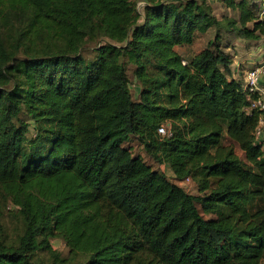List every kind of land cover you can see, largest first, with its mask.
<instances>
[{"label": "trees", "instance_id": "16d2710c", "mask_svg": "<svg viewBox=\"0 0 264 264\" xmlns=\"http://www.w3.org/2000/svg\"><path fill=\"white\" fill-rule=\"evenodd\" d=\"M141 1L0 0L43 44L17 55L0 36V217L10 199L23 222L15 242L0 228V264H39V249L58 258L55 236L77 264H264L261 112L247 110L258 94L233 77L219 31L260 39L264 0H222L237 10L224 19L208 0ZM210 28L196 53L176 49Z\"/></svg>", "mask_w": 264, "mask_h": 264}, {"label": "rangeland", "instance_id": "374dc122", "mask_svg": "<svg viewBox=\"0 0 264 264\" xmlns=\"http://www.w3.org/2000/svg\"><path fill=\"white\" fill-rule=\"evenodd\" d=\"M139 1L140 0H134ZM212 9V13L220 19H224L227 17H235L237 16V10H234L228 7L224 1L222 0H208ZM257 1V0H254ZM137 8L141 7L140 4H136ZM26 27L25 21L20 18L15 12H10L8 9H5L4 12L0 15V36L3 38L5 44L12 50H16L15 53L17 55H21L22 50L24 49L25 44H29L33 49L39 50L40 46L43 44H38L37 38L30 35L25 37L21 34L23 28ZM221 32V36L224 39L226 32L223 29L219 30ZM215 29L210 28L205 32H197L193 42L190 45L185 46H177L176 49L184 54L191 55L196 53L198 50L206 46L209 39L214 36ZM233 38V37H232ZM103 42V37L99 34H95L93 36H86L82 43L81 52L86 58H91L95 54V49ZM16 49V47H18ZM264 50L255 51V55L263 56ZM255 56L253 55V58ZM258 64V63H257ZM132 64L128 63V75L130 79V90L132 93V97L134 99L139 98V90L137 89V82L134 80L131 69ZM24 119H27V116L22 115ZM30 124L31 121L29 120ZM34 134L33 127L30 126V130L28 132V136ZM124 145L129 147L133 154H139L143 160L149 164L152 168L159 169L164 172L168 177L172 178V171L170 168L164 163H156L150 157H148L142 147V144L139 143L134 137H130ZM179 185H181L186 191L190 193H197L196 185L191 180H182L177 181ZM18 206L13 203L12 200L8 199L4 206L1 208V217H0V228L7 240V242H15L18 236L23 231V222L18 213ZM210 215L204 213V217L208 218ZM50 245L57 253L58 258L55 256H50L46 251L38 250L34 255L33 259L39 264H77L82 261V256L80 255H72L69 253V249L65 241L59 237H51ZM63 260V261H61Z\"/></svg>", "mask_w": 264, "mask_h": 264}, {"label": "crops", "instance_id": "0c3cea01", "mask_svg": "<svg viewBox=\"0 0 264 264\" xmlns=\"http://www.w3.org/2000/svg\"><path fill=\"white\" fill-rule=\"evenodd\" d=\"M257 2L260 4L261 0H257ZM223 40L225 42V50L231 54V69L233 77L243 78L248 69L257 63L264 62V52L263 56L256 57L255 55V51L257 52L261 49L264 50V36L258 40L250 41L226 33ZM253 55L255 56L254 58ZM259 84L264 89V74L260 78Z\"/></svg>", "mask_w": 264, "mask_h": 264}, {"label": "built area", "instance_id": "2783aa9c", "mask_svg": "<svg viewBox=\"0 0 264 264\" xmlns=\"http://www.w3.org/2000/svg\"><path fill=\"white\" fill-rule=\"evenodd\" d=\"M138 4L142 5L143 1H138ZM263 74L264 62H260L245 72L243 81L245 91H247L248 93L255 92L258 94L257 97L253 99L249 98V105L247 110L251 111L253 109H257L261 112L256 127L254 129V137L255 141L261 144L262 150L264 152V89L259 84V80ZM158 132L162 136L170 134V130L164 125L158 128ZM185 180L189 179L186 178Z\"/></svg>", "mask_w": 264, "mask_h": 264}]
</instances>
